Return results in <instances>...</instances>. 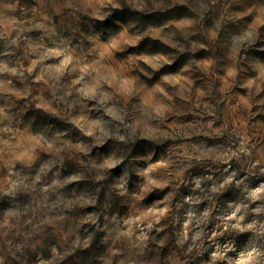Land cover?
Here are the masks:
<instances>
[{
  "label": "clouds",
  "instance_id": "9594fccd",
  "mask_svg": "<svg viewBox=\"0 0 264 264\" xmlns=\"http://www.w3.org/2000/svg\"><path fill=\"white\" fill-rule=\"evenodd\" d=\"M0 264H264V0H0Z\"/></svg>",
  "mask_w": 264,
  "mask_h": 264
}]
</instances>
